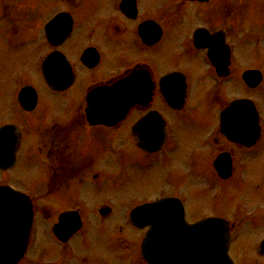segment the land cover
I'll return each instance as SVG.
<instances>
[{"label":"flooded vegetation","instance_id":"1","mask_svg":"<svg viewBox=\"0 0 264 264\" xmlns=\"http://www.w3.org/2000/svg\"><path fill=\"white\" fill-rule=\"evenodd\" d=\"M263 42L264 0H0V63L37 74L15 75L11 105L24 119L14 122L17 157L34 144L44 170L32 190L5 175L1 183L32 204L16 264H148L149 227L133 224L131 214L164 198L177 200L188 224L225 219L233 255L240 230L264 222L251 196L231 204L248 164L257 176L264 156V69L252 60ZM255 70L262 79L250 75ZM26 86L35 93L21 98ZM106 98L118 106L130 99L124 116L106 115ZM239 100L254 103L253 115L247 107L225 113ZM101 114L111 124L98 123ZM136 155L166 163L186 194L138 199L131 191L122 201L123 166L131 158L134 170ZM206 198L215 210L201 216ZM12 199L19 204L18 194Z\"/></svg>","mask_w":264,"mask_h":264},{"label":"water","instance_id":"2","mask_svg":"<svg viewBox=\"0 0 264 264\" xmlns=\"http://www.w3.org/2000/svg\"><path fill=\"white\" fill-rule=\"evenodd\" d=\"M49 63V62H48ZM46 62L44 72L48 81H50V69ZM29 91L25 88L22 95ZM112 101V100H111ZM108 98L104 100L105 108H115ZM126 100L124 109L129 107ZM112 111V109L110 110ZM102 117V116H101ZM104 118V119H103ZM107 118V117H106ZM101 120H105L102 117ZM102 122V121H101ZM111 124L109 121H103ZM20 141V133L16 126L7 125L0 129V168L6 169L13 165ZM9 197L12 199V192L5 187H0V198ZM10 199V200H11ZM19 197V204L10 209H5L0 202V220L5 213L9 214V221H15L9 232L0 231V264H13L19 259V253L22 252V245L17 241V230L28 228L26 221H31V206L22 201ZM166 202L148 204L139 207L135 214L139 222L143 225L150 224L151 230L143 244V252L149 264H234L227 253L229 233L227 226L222 220H205L192 226L180 223L172 225V222H166L168 219L162 217L163 208ZM165 210V209H164ZM140 216V218H139ZM8 219V218H7ZM143 219V220H142ZM1 228V226H0ZM13 230V232H12ZM8 233L9 240L4 242V236ZM15 234L16 237L13 235ZM8 252V253H4ZM259 252L264 254V242L259 248Z\"/></svg>","mask_w":264,"mask_h":264},{"label":"rangeland","instance_id":"3","mask_svg":"<svg viewBox=\"0 0 264 264\" xmlns=\"http://www.w3.org/2000/svg\"><path fill=\"white\" fill-rule=\"evenodd\" d=\"M262 52L252 53V60H255L259 66L264 69V42L261 49ZM254 58V59H253ZM5 65V64H4ZM0 63V127L8 123L17 122L20 113L17 112V107L11 105V99L16 94V88L19 86V81L15 79L17 72L19 74H29L30 79L37 78V74L33 73V69L29 67H5ZM13 75L11 76V73ZM7 93L2 103V93ZM260 106L263 107L264 113V96L259 100ZM20 122H24V119L20 116ZM27 126V124H26ZM31 139V138H30ZM27 142H30L28 140ZM264 146V143H263ZM36 147L35 145L26 144L23 150L20 152L21 156L18 158L16 166L4 175L13 183H16L22 187H27L32 190L35 180L41 178L43 174L42 160L36 158ZM264 153V151H263ZM138 159L134 162V170H130L129 166L131 158L124 163V169L122 172L123 184L120 192L122 195V201L127 203L131 201V191L136 194L138 199H149L155 198L162 194L171 193H184L182 187H177L175 179L177 180L176 174H170V169L166 168V163L162 165H153L151 160L144 158L141 155H136ZM164 162L167 159H161ZM171 163L176 161L170 160ZM170 164V163H169ZM256 169L255 163L248 164L249 174L244 183L238 187L236 191H232L236 196H232L231 204L235 202L238 196L249 195L254 199L253 209H256L257 215L262 219L264 217V186L261 189L259 185L264 184V156L262 164L257 166L258 175H254L253 172ZM3 175V177H5ZM132 179V182L130 181ZM29 186V187H28ZM32 192V191H31ZM189 202V208L191 212H195L196 206L194 205L193 198L185 197ZM121 199V196H120ZM202 199L200 202V214L213 212L214 207L211 205L212 200L209 198ZM197 203V202H196ZM242 234L241 238H237V242L233 249L234 260L238 264H264V257L257 255L256 250L259 243L262 241L260 237L264 236V222H254L249 228H243L240 230Z\"/></svg>","mask_w":264,"mask_h":264}]
</instances>
